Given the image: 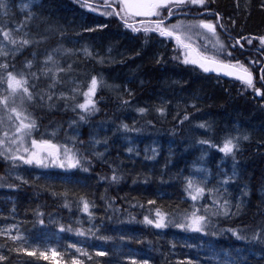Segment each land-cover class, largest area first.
I'll list each match as a JSON object with an SVG mask.
<instances>
[{"label":"trees","instance_id":"1","mask_svg":"<svg viewBox=\"0 0 264 264\" xmlns=\"http://www.w3.org/2000/svg\"><path fill=\"white\" fill-rule=\"evenodd\" d=\"M238 2L239 8L235 0H205L202 7L216 10L221 28L225 31L219 29L214 17L209 18L216 24L215 33L224 46V53L216 57L252 68L251 62H262L260 54L264 56V46L260 45L258 39L264 37V0ZM87 6L85 0H50L42 10L39 7L33 10V14L35 12L37 16L35 24L39 26L40 32L33 31V34L31 32L21 38H33V42L47 27L56 26L57 22L62 27L67 18L75 20L85 11L90 13ZM106 8L104 10H108L111 16L106 14L105 26L87 32V39H84L88 42V39H94V35H99L103 42L101 51L109 46V53L87 55L80 58L76 65L79 69L82 68L80 72L83 76L80 80L86 88H89L91 82L90 70L97 72L104 56L109 60L112 70L118 68L122 72L115 76L103 75L106 82L97 78L100 84L92 97L96 110L83 112L85 119L82 120L81 133L74 141L79 164L66 172L56 170L58 172L49 178L44 174L40 177L41 180L33 181L28 188L27 184L11 179L6 174L5 169L10 161L0 155V207L8 209V203H13V199L8 203L6 199H1L2 194L7 195L5 191L10 188L17 189L14 202L19 208L18 214H24L29 219L24 226L38 231V225L49 224L52 230L60 233L59 240L65 241L76 239L78 222L70 218L83 212V203L86 201L89 204L88 212L92 214L96 225L83 229L84 235H80L88 249L86 255L82 254L85 252H79L85 260L84 264H115L129 258L134 252L150 258L151 264H167L177 256L187 258L188 261L181 259V262L173 264H205L202 258L200 261L197 258L201 253L198 248L200 246V249L213 250L214 254L217 252L220 263L264 264V93L259 99L244 83L208 75L198 64L184 63L187 58L185 48L176 44L172 38L163 37L155 31L134 33L119 21L111 8ZM12 13L11 11L1 18L0 23L7 27L18 24L19 19H13ZM29 28L31 27H26ZM229 34L236 38L235 42ZM248 39H252L251 44L247 43ZM187 43L195 44L192 40ZM33 46L32 43L22 45L27 49H32ZM215 46L219 49L218 45ZM196 49L208 54L201 44ZM19 60L20 57L17 56L13 64L17 66L20 64ZM86 66H89L88 70ZM167 66H175L184 74L166 72L164 69ZM48 78L45 76L41 82L37 81V97L32 101L26 99L29 114L36 121L32 130V135L36 137L49 134L59 137L66 130L65 126L56 135L53 133L54 124L61 114L53 110L57 86L55 81ZM261 79H264V66ZM62 80L65 81L64 77ZM126 86L130 89L131 102H127V98L121 101L122 90ZM150 92L166 94L168 102L159 98L149 103L145 97ZM82 94L81 92L79 96ZM175 98L177 101H174ZM183 99L194 104L186 105ZM40 102L45 104L39 106ZM170 108L172 113L168 112ZM140 109L145 111L141 112ZM160 109L163 110L162 113ZM125 112L136 115V120L130 126L123 118L122 114ZM185 116L188 118L185 119ZM96 122H106L123 131H130L132 138L136 136L135 141L142 147L139 149L135 145L138 152H142L143 160L158 165L163 158H167L165 167L152 172L137 168L138 171L132 172L116 153H111L106 160H99L84 149L91 138L92 125ZM201 124L205 127H200ZM244 136L248 139L244 140ZM230 137L239 138L236 141L239 147L233 154L226 156L219 148ZM170 138L174 139L176 147L172 151L173 155L167 148ZM202 150H206V156ZM187 151L188 155H184ZM192 151L195 152L194 156ZM212 162L217 164L216 167L224 168V175L228 178L222 187L208 190L212 171L206 169L211 167ZM195 163H200V168L196 167L197 172L192 171ZM113 176L117 179L113 180ZM91 180L95 181L92 187L87 185ZM190 180L195 186L204 189L203 195L197 200L206 197L220 204L204 209L196 200L191 202L189 192L192 189L187 187ZM77 184L78 188L69 189ZM116 187L121 190L130 189L137 195L129 196L124 193L120 197L115 192ZM83 188L89 189L82 191ZM29 190L35 194L34 198L27 194ZM55 190L59 193L57 191L56 194H50ZM96 190L102 191V194H97ZM208 191L211 193L207 194ZM175 192L181 197L188 195V200L175 199ZM216 195L218 199H215ZM238 195H241L243 201L241 205L235 206ZM24 209L29 211L25 214ZM157 211L164 217L165 226L162 228L145 222V217L154 222L159 220ZM193 212L206 217L199 232L178 226L190 223L189 218ZM54 214H57L54 220L47 221ZM66 229L72 231L67 233ZM229 229L247 239L238 240ZM63 230L65 231L62 232ZM254 235L258 238L253 239ZM199 241L203 244L199 245ZM98 245L101 246L100 249L96 248ZM16 246L11 239L0 236V256L5 257L0 260V264H51L22 250L17 256L16 252L19 250ZM170 251L178 254L160 263V258L166 253L170 254ZM98 252L105 254L97 255ZM66 264L71 262L67 261Z\"/></svg>","mask_w":264,"mask_h":264},{"label":"rangeland","instance_id":"2","mask_svg":"<svg viewBox=\"0 0 264 264\" xmlns=\"http://www.w3.org/2000/svg\"><path fill=\"white\" fill-rule=\"evenodd\" d=\"M13 1L15 2L14 5H13ZM85 1L86 2L89 1L87 2L89 6V7L87 6V8L90 10L91 14L88 11H85L82 16L76 17L77 19L75 20L67 18L64 24H62V27L59 24V22L56 23V26L47 27L46 31L43 32L41 36H37L38 37L36 38L37 40L33 41L35 43L32 42L33 38L27 39L30 41L29 43L30 45L31 43L32 45H34L32 49H27L26 47L25 48L22 47V44H20L19 41L24 40L23 38H21L22 35L23 36L29 35L31 32L33 34V31H36L37 33L40 32L39 26L35 24L36 22L35 19L37 16L35 15V12L33 14V10L36 7H39L42 10L44 6L50 2V0H46V3L45 0H4L6 9L0 10V19L5 17L11 11L13 12L12 14L14 15L13 19L14 18L19 19L18 24L11 27H7V25L0 23V47H3L4 51L7 53V55L0 56V64L8 65L7 70L0 69V80L3 81L2 83H0V100H3L5 96L9 95V91L7 90V82H6L8 72H12L17 76L23 73L25 79L28 80L27 87L29 88V91L33 94V97H37L38 95V90H36L37 81L41 82L45 76H48L49 77L48 79L50 81L51 80L55 81V85L57 86L54 95L55 96L54 99H56V102L53 105V110L61 114V117L54 124L55 130L53 133L56 135V132H59L61 127L66 126L65 132L60 133L59 137L54 136L52 134H49L47 136L36 137L32 135L33 132L31 131L30 135H26L22 139L18 138L17 142L13 144L11 143V140L14 136H18V134H16V126H18L19 122L16 120L15 115L11 113V108L20 105L21 98H23L24 101L23 108L29 114L30 111L29 108L27 107L28 103L26 101L27 97L23 92H20L16 96L11 97L8 100L7 108H5L3 103H0V118H3V123H0V140L4 141V143L0 145V153H4L2 156H4L5 159L10 161L9 164L6 166L5 172L11 179L27 184L28 188H30L31 183L33 181L41 180L40 177L44 176V174L46 178H49V176L56 174L58 172V171L55 172L56 170L63 172L71 170L72 167L67 166L69 163L72 162L71 160L68 159V156H72L76 160L78 159L76 158L77 153L74 146V141L76 138H78V136H80L81 133L80 127L82 125V120L80 119V116L83 114V112L81 111V109L77 107V105L85 102L84 95L82 94L81 96H79V94L81 92L82 93L87 92L88 87L86 88V86H84V82L80 80V77L83 76L80 72V69L82 68L79 69L78 66L76 65V62H78L80 58L86 57L88 53H91V55L97 53L98 55V53L102 52L104 55H107L110 51L109 46L105 48L103 51H101L100 47L103 42H101V40L99 39V35H94V39L91 40L88 39L87 40L88 42H86L85 40L87 39V35L90 31L105 26L106 23L104 21L107 20L106 14L111 16L108 10L107 11L104 10L105 6L97 5L96 2L106 5L117 4L119 11L121 13L120 16L121 18L123 17L122 18L123 20L132 21L136 19L133 18L134 15H132L135 11L134 8L131 11L132 14L127 9L121 11V8L123 7L121 0H101V1L85 0ZM235 2L239 8L240 5L238 0H235ZM127 3L135 5L136 3H138V0H127ZM174 4L175 2H170L168 4V7H172ZM202 6L203 5L194 4V8L196 9L195 11L204 9V7ZM163 9L164 8L158 9L159 15H157V18H162L163 16L165 17L166 12L163 13ZM175 11H176V6L171 8L172 13ZM103 12L105 13L104 15ZM72 15L73 13L69 14V17ZM156 22L157 21L154 22L148 21L142 24L134 23L133 25L136 28L140 29V31H136V32H141L147 26L148 27L153 26L154 28ZM173 23L172 25L169 24L167 28L173 31L174 35L179 34L184 44H186L191 40L193 41V43H195V44L190 43V46H192L193 48L189 47L185 50L187 58L189 60H198V54L195 53L197 51L195 48H197V46H200V44L204 47L205 49L204 51L208 52L210 56H217L219 54L224 53L223 52L224 46L223 48H221V44H220L221 42L218 35L215 33V34H210L209 36V33H205V29L199 27V23L198 22L196 23L193 18L190 19L181 16L175 18V20H173ZM164 25L165 23H163L162 26L164 27ZM173 25H175L176 27L173 28L172 27ZM26 27H31V28L26 29ZM17 29H19L21 32L17 31ZM129 29L130 31H132L131 28ZM199 30H201V32ZM4 31L12 32L13 33L12 38L17 40L18 43L14 45L11 44L9 41L4 40L2 34ZM204 33L206 35H204ZM215 44L219 46V49H216ZM85 50H87V52ZM199 53L202 55H206L201 52ZM49 55L52 57L51 61L47 60V57ZM17 56L20 57L19 60L20 64H17L16 66L13 64V62L15 61V58ZM108 61L109 60H107L106 57L104 56L103 59L99 62L101 67L99 69L97 68L98 71L94 72L90 70V72H92V75L90 76L91 79L93 76H95L96 78L106 82V78L104 79L103 75L115 76L118 75L120 72H122L121 70L119 71L118 68L112 70V67L109 65L110 63ZM28 62H31L32 65L30 68L27 67ZM49 69L50 71H47ZM86 69L88 70L89 66H86ZM32 73H35V76H33ZM63 77L65 79L64 82L62 80ZM57 79H60L59 83L58 82L56 83ZM127 87L128 86H126L122 90L121 97L123 99L121 101H124L127 98L128 99L127 102L129 101L131 102V99L129 98L131 94L129 92L130 89ZM165 96L166 94L160 95L159 93L150 92L145 97V100L151 103L154 99L160 98L162 101L167 103L169 97H165ZM81 98H84V100H81ZM175 100L177 101V98H175L174 101ZM43 104L45 103L40 102L39 106H43ZM190 104H194V102L190 101ZM168 112L172 113V108H170ZM9 115L13 116L12 121H9L7 119ZM122 115L123 118L126 120L127 125L129 126L131 125V123H134V121L136 120V115L132 114L131 112H125ZM92 126H93V131L92 133H90L91 138L85 144L84 149L87 152H90L93 155H95L99 160H106L111 153H116L118 156L121 157L123 164L128 169H131L132 172L138 171L137 168H139L140 170L146 169L152 172V171H156L157 169L161 170L162 168L165 167L167 158H163V160L158 165H156L154 162H149V161L145 162L143 160L144 156H142V152L140 151L139 153L137 150V148L142 149V147L139 145V143L135 141L136 136L132 138V134L130 131L128 130L123 131L122 128H118L115 125H111L106 122H96ZM5 133H7V137L5 136ZM32 140H36L38 144L41 141H46L47 145H54L55 147H48L47 145H43L42 148H33ZM168 142L169 143H167L168 144L167 148L169 152H171V155H173L172 151L176 149V147L174 146V139L170 138L168 139ZM135 145L137 148L135 147ZM24 148H28L29 152L25 153ZM129 149H131V151H129ZM66 150H68L67 156L65 155ZM202 151H204L203 154H205L206 156L207 155V153L205 152L206 150H202ZM202 151L198 154H201ZM31 152H37L38 157L43 160V164L46 165V167L36 164L35 161L32 164H27L24 163L23 160L11 158L13 155H17V156L22 155L27 157L31 154ZM193 154H195V152L192 151V156H194ZM184 155H188V151L185 152ZM208 155L210 157H213L212 153H209ZM197 159H199L198 156ZM60 164H64V167H61ZM216 165L217 164L215 162H212L211 167H208L206 169L209 172L212 171V174L210 175V181L208 182L209 184L208 190H213L222 187L226 183V180L228 178L226 175H224L225 169L221 167H216ZM193 166L194 168L192 169V171L197 172L198 169H196V167L199 166L200 168V163L199 164L195 163L193 164ZM89 182L90 184L87 185L92 187V183H94L95 181L91 180ZM77 186L79 185L78 184L74 185L69 189H73ZM104 188H106V186H104ZM87 189L89 188H85V189L83 188L82 191ZM57 191L58 190H55L50 193L56 194ZM96 191L97 194L99 193L102 194V191L101 192L100 191L98 192V190ZM115 192L118 193L120 197L124 193H126L129 196L137 195L136 192H133L130 189L121 190L120 187H116ZM5 193H7V195L2 194L1 199L3 200L6 199L7 200L6 203H8L9 200L13 199L12 200L13 203H10V205L8 203V209L0 207V236L6 237L8 239H11L12 236L21 237V239H17L15 241L11 239L18 246V247L16 246V248H18L17 250H19L16 252L17 256L20 255V250H22V252H25L27 254L29 252H35L36 254L33 255V257H37L38 259H41L40 261L44 260L51 264H66L67 261L71 262L72 259L79 260L81 264L85 263V260L82 259L79 252H77L78 248L85 253L86 251H88V249L84 246L85 243L83 242L84 241L83 236L76 234L77 237L75 240H70V239L65 241L59 240L60 233L58 232V230L56 231L52 230L49 224H45L42 222H41L42 225L41 224L38 225L40 227L39 230L33 231L30 226H24V224H26V221H28L29 219H27L24 216V214H18L17 209L19 208L16 207L14 202L16 198L15 194L17 193V189L10 188L7 191H5ZM210 193H211L210 191L207 192V194ZM179 195L174 194L173 197L180 201H182L183 198H185L184 201L188 200L187 199L188 195L184 197L183 196L181 197ZM189 197H191L190 192H189ZM214 197H216L215 199H218L217 195ZM190 200L191 202H194L191 198ZM196 201L199 202V204H201V206L204 209L214 208L216 207V204L217 205L220 204L219 202L212 201L206 197L203 198L202 200H196ZM242 201H243L242 197L241 195H239L235 206L241 205ZM27 210L28 209H24L25 214L27 213ZM222 210H224V208L221 209L220 211ZM56 215L57 214H54L51 217L47 218V221L54 220V217ZM70 219L78 222V227L76 228L75 233L83 232V229L84 230L85 228L90 229L91 227H94L96 225L92 217V214H90L89 212L83 211L77 213L74 216L72 215ZM64 231L65 230H63L62 232ZM71 231L72 230L70 229H66L65 232L68 233ZM200 244L203 243H200L199 241V245ZM69 245H73V247H69ZM100 247H101L100 245L96 246V248L98 249H100ZM200 247L198 248L201 253L199 254V256H197V258H199V261L202 258V261L205 264H224L218 262L217 259L219 258L217 252H215L214 254L213 250L206 248L200 249ZM53 250H55L58 253L56 257L52 256ZM40 252H45V254L49 256V259L48 260L43 259L39 255ZM176 254L178 253H174L172 251H170V254L167 253L164 254L160 258V263H163L165 260L170 259V257ZM181 259H183L184 261H188L187 258H181L180 256H177L175 260L171 262H167V264L181 262L182 261ZM151 262L152 260L150 258L146 256H142L141 254H138V252H134V254L131 255L129 258H125L124 260H121L115 264H151ZM18 264H27V263H18Z\"/></svg>","mask_w":264,"mask_h":264},{"label":"snow or ice","instance_id":"3","mask_svg":"<svg viewBox=\"0 0 264 264\" xmlns=\"http://www.w3.org/2000/svg\"><path fill=\"white\" fill-rule=\"evenodd\" d=\"M170 2H175L177 4H184V3H191V4H196V5H204L205 4V0H138V3H136L135 5L132 4H128L127 0H121V3L123 5V7L121 8V11H124L125 9L129 10L130 12L132 11V9L134 8V15L136 16H155V15H159L158 9L160 8H165L168 7V4ZM27 7V6H25ZM6 9V5L4 3V0H0V10H5ZM169 14H171V8H169ZM123 18V17H122ZM163 25V20L157 21L156 25L154 28H148L145 27L143 29V31L148 32V31H159V34L161 36H165V37H172L174 38L178 44H180L182 47L187 48L189 47L187 44H184L181 40V37L178 35H174L173 31L169 30L168 28H165L162 26ZM126 27L131 28L133 32L136 31H140V29L136 28L134 25L132 24H125ZM173 28H175L176 26L173 25ZM199 27L206 29L210 32H212L213 34H215V27L211 24V23H205L203 21H200L199 23ZM17 31H19V29H17ZM3 37L4 40L9 41L11 44H17V40L13 39V33L9 32V31H4L3 33ZM259 42L261 46H264V37H259ZM20 44L24 45V44H29L30 41L27 39L21 40L19 41ZM237 43H239V41H237ZM247 43L251 44L252 43V39H248ZM221 48H223V45L221 44ZM87 52V50H85ZM3 55H7V53L4 51L3 47H0V56ZM88 55H91V53H88ZM229 55H231V53H229ZM48 61L52 60V57L49 55L47 57ZM184 63H193V64H198L199 67H201L203 69V71L208 72V71H212V70H216L215 68H211L209 67V65H217L220 68H230L232 69V71H228L225 74L226 75H232L235 76L236 79L240 80L242 83L246 84L248 87L250 88H254V84H253V76L252 73L249 71V69L247 67H245L244 65L240 64L239 62H237V64L232 65V64H224L220 61L217 60H209L207 57H202L201 60H189V59H185L183 61ZM31 62H28L27 67H31ZM8 65L7 64H0V69H4L7 70ZM47 71H50L47 70ZM33 76H35V73H32ZM3 81L0 80V83H2ZM7 90L9 91V95L5 96L3 98V100H0V103H3L5 108H7L8 106V100L11 97L16 96L18 93L23 92L25 94V96L27 97L28 101H32L33 100V94L29 91V88L27 87L28 85V80L25 79L24 74L21 73L19 74V76L13 74L12 72H8L7 73ZM100 84V82L97 80V78L95 76L92 77L91 82H90V86L88 88L87 92H84L83 95L85 97V102L84 103H80L77 105V107L79 109H81L82 112H92L95 111V101L92 99V97L95 95L96 90L98 85ZM257 95H261V91L260 89H255ZM49 99H51V97H49ZM23 98H21V103L20 105H18L17 107H12L11 108V113L15 115L16 120L19 122L18 126H16V134H18V136H14L11 140V143L15 144L17 142V139H22L24 136L26 135H30L31 131L35 128L36 126V121L34 119H32L30 117V114H28L26 112V110L23 108ZM139 111L143 112L145 111L144 109H140ZM159 111H161V113L163 112L162 109H160ZM188 117L185 116V119H187ZM7 119L9 121L13 120V116L9 115L7 117ZM81 120L85 119V116L81 115L80 116ZM0 123H3V118H0ZM125 128H127V125H124ZM200 127H205V125L201 124ZM5 136L7 137V133H5ZM239 138H234V137H230V138H226L223 142V146L219 148V151L224 153L226 156L227 155H231L234 153V150H237L239 145L236 142ZM244 140H247L248 137L244 136L243 137ZM4 143V141L0 140V145H2ZM200 143H208V141H200ZM43 145H47L46 141H41L39 144L37 143L36 140H32V146L33 148H42ZM48 147H55L54 145H47ZM129 151H131V149H129ZM24 152L28 153L29 149L28 148H24ZM4 153H0V155H3ZM68 154V150L65 151V155L67 156ZM12 159H20L23 160L24 163L27 164H32L34 161L36 164L38 165H42L45 166L43 164V160L40 159L38 157V153L37 152H31V154L27 157L25 156H17V155H13L11 157ZM68 159L71 160L72 162L69 163L67 166L68 167H76L79 164V160L74 159L72 156H68ZM61 167H64V164H60ZM85 171H87V169H85ZM117 177L113 176V180H116ZM188 189H192V192H190L191 195V199L193 201L197 200L200 196L203 195L204 193V189L202 187H197L193 184V182L190 180L188 182ZM151 203V202H150ZM227 203V202H225ZM67 207V205H65ZM89 210V204L85 201L83 203V211L84 212H88ZM157 215L160 217L159 220L157 221H153L151 219H149L148 217H145V222L147 224H153L156 228H162L165 226L164 223V217L162 215H160L159 211H157ZM225 215H227V212H225ZM190 219V223L187 224H179L178 226L181 228H190L193 231H201L202 227L204 225V221L206 219L205 216L202 215H197L196 212H193L191 214ZM229 231H232L233 236H235L238 240L239 239H247V237H243L241 235H239L235 230H231L229 229ZM79 235H84L83 232H79ZM257 236H253V239H257ZM12 240H17V239H21V237H17V236H12L11 237ZM69 247H73V245H69ZM77 252H81V249H77ZM29 255H35V252H29ZM83 255H86V253H82ZM105 253L103 252H98L97 255H104ZM39 255L45 259L48 260L49 256L45 254V252H40ZM58 255V253L53 250L52 251V256L56 257ZM5 259V257L0 256V260ZM71 264H81V262L77 259H72ZM189 264H191V262H189Z\"/></svg>","mask_w":264,"mask_h":264},{"label":"flooded vegetation","instance_id":"4","mask_svg":"<svg viewBox=\"0 0 264 264\" xmlns=\"http://www.w3.org/2000/svg\"><path fill=\"white\" fill-rule=\"evenodd\" d=\"M183 4H178L177 5V7H176V11L175 12H173V13H180V12H185L186 13V15H183V16H187L188 18H196V19H199V20H202V21H205L208 17L210 18V17H214V19H215V21H216V19H217V21L216 22H218V16H217V14H215L216 13V10L215 9H210V10H204V11H185V10H182V9H184L183 8ZM188 7L187 8H190V6L189 5H187ZM204 12V13H203ZM169 14V11H166V15H165V17H163V18H157V19H155V20H152V19H134V20H132V21H126V20H123V22L126 24V23H128V24H134V23H146L147 21H160V20H163V22L165 21V20H167V19H165L166 17H167V15ZM171 14H172V12H171ZM213 15V16H212ZM179 16H182V15H173V16H171L170 18H168V19H174L175 17H179ZM220 26L222 27V25L220 24ZM219 26V27H220ZM222 29V28H221ZM230 35V38H231V40H233L234 42H235V37L233 36V35H231V34H229ZM261 56H262V58L264 59V56L262 55V54H260ZM258 64V65H257ZM261 64V66H260V69H259V72H258V77H259V82H257V79H256V81H255V77L256 76H254V80H253V84H254V88L255 89H257V88H259L260 89V91H261V93L263 94L264 93V79L262 80L261 79V74H262V70H261V68H263V66H264V62L262 61V62H260V61H256V62H251V65L253 66V67H255V66H259ZM255 69V68H254ZM261 70V71H260ZM253 72V71H252ZM254 73V72H253ZM254 75H255V73H254ZM254 88H253V92L255 91L254 90Z\"/></svg>","mask_w":264,"mask_h":264},{"label":"water","instance_id":"5","mask_svg":"<svg viewBox=\"0 0 264 264\" xmlns=\"http://www.w3.org/2000/svg\"><path fill=\"white\" fill-rule=\"evenodd\" d=\"M202 57H207L209 60H217V61H220V62H222L224 64H232V65H235V64L230 63V62H226V61H222V60H218V59H215V58H212V57L202 56V55H198V61L201 60ZM209 67L215 68L216 70H212V71H208V72H205L204 71L206 74H209V75L210 74H214V75H219V76L226 77V78L236 79L235 76L226 75L225 74L228 71H232V69H230V68H220L217 65H209Z\"/></svg>","mask_w":264,"mask_h":264},{"label":"bare ground","instance_id":"6","mask_svg":"<svg viewBox=\"0 0 264 264\" xmlns=\"http://www.w3.org/2000/svg\"><path fill=\"white\" fill-rule=\"evenodd\" d=\"M75 42V41H74ZM78 42V41H77ZM76 42V43H77ZM71 44V43H70ZM80 45V44H79ZM80 48V47H79ZM82 50H83V48H82ZM251 51H253V50H251ZM260 57H261V61H263L264 62V59L262 58V56L260 55ZM178 64V63H177ZM166 72H173V73H176V74H179V75H183L180 71L181 70H178L177 68H175V66H172L171 68L170 67H166L165 69H164ZM72 78V77H71ZM241 88V87H240ZM242 91V90H241ZM253 94L255 95V97H257V98H261V95H257V93H255V92H253ZM183 102L187 105V104H190V101L189 100H187V101H185V99H183ZM190 105H192V104H190ZM256 113V112H255ZM174 115V114H173ZM173 115H171V117L173 116ZM256 116V115H255ZM237 122V121H236ZM217 123V122H216ZM215 126V125H214ZM222 130V129H221ZM223 133V132H222ZM42 186V185H41ZM31 187V186H30ZM33 187V186H32ZM173 189V188H172ZM175 189V188H174ZM173 189V190H174ZM176 193V192H175ZM27 194H29L30 196H31V198H34L35 197V194L32 192V190H29V191H27ZM50 194H52V193H50ZM176 194H178V193H176ZM53 195V194H52ZM174 195V194H173ZM179 195V194H178ZM239 196V195H238ZM238 208V207H237ZM264 256V255H263Z\"/></svg>","mask_w":264,"mask_h":264}]
</instances>
